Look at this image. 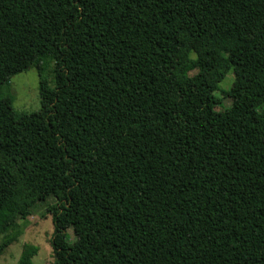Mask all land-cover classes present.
Returning a JSON list of instances; mask_svg holds the SVG:
<instances>
[{
  "label": "trees",
  "instance_id": "obj_1",
  "mask_svg": "<svg viewBox=\"0 0 264 264\" xmlns=\"http://www.w3.org/2000/svg\"><path fill=\"white\" fill-rule=\"evenodd\" d=\"M48 63L0 95V254L53 198L51 264H264V0H0V88Z\"/></svg>",
  "mask_w": 264,
  "mask_h": 264
},
{
  "label": "rangeland",
  "instance_id": "obj_2",
  "mask_svg": "<svg viewBox=\"0 0 264 264\" xmlns=\"http://www.w3.org/2000/svg\"><path fill=\"white\" fill-rule=\"evenodd\" d=\"M50 67L48 63L42 72L32 66L26 71L13 76L10 81L0 88V95L11 100L12 107L19 113H31L37 111L40 105L39 84L40 79H50ZM233 82V74L229 72L219 84V90L215 96L221 100V108L230 106V99L223 95ZM216 108V110H221ZM54 199L49 198L46 203L38 204L31 215L18 223L19 236L14 243L0 254V264H18L25 246H32L36 249L32 257V264H51L53 255L50 247L52 234L51 218L46 213L47 205L53 204ZM67 238L72 241V232L68 230Z\"/></svg>",
  "mask_w": 264,
  "mask_h": 264
}]
</instances>
